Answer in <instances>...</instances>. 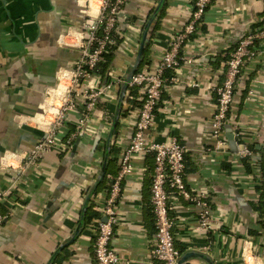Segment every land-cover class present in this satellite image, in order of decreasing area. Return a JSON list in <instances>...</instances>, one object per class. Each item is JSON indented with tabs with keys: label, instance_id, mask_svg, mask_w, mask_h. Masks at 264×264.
I'll return each instance as SVG.
<instances>
[{
	"label": "crops",
	"instance_id": "obj_1",
	"mask_svg": "<svg viewBox=\"0 0 264 264\" xmlns=\"http://www.w3.org/2000/svg\"><path fill=\"white\" fill-rule=\"evenodd\" d=\"M193 2L124 0L117 18L122 41L109 77L96 76L99 86L118 77L123 82L104 91L73 137L81 112L77 100V108L65 112L52 149L36 165L22 166L24 153L51 126L101 0H91L92 14L90 0H0V193H6L0 204V264H95V225L108 197L109 175L116 174L138 117L141 92L131 102L123 83L133 67L136 72L156 64L169 39L187 23ZM261 28L264 0H213L180 49L190 62H183L176 79L165 85L147 133L151 141L176 138L185 146V183L210 205L212 221L201 229L200 206L182 199L172 203L174 245L179 258L187 256L182 264H264L257 210L264 157V39L242 68L217 148L210 134L213 88L226 54L241 36ZM241 143L252 146L250 171L237 154ZM153 164L151 153L135 155L121 181L110 239L116 264H157L152 257ZM89 203L100 217L85 225Z\"/></svg>",
	"mask_w": 264,
	"mask_h": 264
},
{
	"label": "built area",
	"instance_id": "obj_2",
	"mask_svg": "<svg viewBox=\"0 0 264 264\" xmlns=\"http://www.w3.org/2000/svg\"><path fill=\"white\" fill-rule=\"evenodd\" d=\"M213 0H194L183 28L172 36L159 60L151 69H145L134 74L127 81V86L135 87L142 93L138 117L130 137L129 143L119 157V167L115 175H109L110 188L108 197L101 210V219L96 221V232L93 243L95 264H116L118 255L110 246L113 224L116 222L115 203L121 194V181L132 169V159L135 155L152 153L154 164L152 168L150 204L154 215L155 242L152 257L157 264H177L179 251L174 245L172 233L173 218L170 214L172 203L178 199L200 206L198 213V228L207 229L212 221L209 202L204 194L192 192L184 180L185 173V146L172 138L169 142L149 140L147 133L154 125L157 106L161 100L164 87L174 81L175 70L183 62H190L180 54L182 45L190 35L194 34L202 21L206 8ZM124 0H101L95 22L88 25L86 38L81 44V56L73 71L69 86L63 92L60 103L53 117L51 126L43 139L39 140L28 152L24 153L22 166H34L45 150L52 149L56 144L58 131L65 123V112L77 108L80 104V117L76 123L74 134H78L87 123L91 109L104 91L123 82L120 77L108 79L102 86L94 73L96 64L100 61L101 52L110 40V32L117 30V18L122 10ZM102 27V36L97 37L99 27ZM264 39V28L254 30L241 36L234 47L226 54L225 67L222 77L215 82V111L210 127L211 137L215 139V147L223 141L224 126L229 120L233 103L234 91L241 78L243 66L251 60L257 52V42ZM95 45L92 47V45ZM86 66L87 68H83ZM171 75H167V73ZM126 81V80H125ZM124 81V82H125ZM196 86L197 84L194 83ZM249 94H252L250 91ZM78 102V101H77ZM71 137L68 139L70 143ZM252 149L248 144H239L237 154L240 158H250ZM263 201H264V171ZM6 193H0V204ZM105 218V220L103 219ZM3 215L0 212V224Z\"/></svg>",
	"mask_w": 264,
	"mask_h": 264
},
{
	"label": "trees",
	"instance_id": "obj_3",
	"mask_svg": "<svg viewBox=\"0 0 264 264\" xmlns=\"http://www.w3.org/2000/svg\"><path fill=\"white\" fill-rule=\"evenodd\" d=\"M153 11V10H152ZM163 14V9L160 10V13L158 15V17L160 18ZM102 27L100 26L96 35L97 37H101L102 36V32H101ZM110 40L109 42L105 45V49L101 52V56H100V61L96 64L95 66V70L94 73L99 76L101 79L103 78H108L109 77V71H110V66L111 63L113 61L114 58V52L117 49L118 45L121 43L122 39L119 37V32L117 30H112L110 32ZM95 45L93 44L92 47H94ZM234 47V46H233ZM147 52V48L144 49L143 51V57L145 56ZM83 68H87L86 66H83ZM140 70H137L136 72H138ZM167 75H171L169 72L167 73ZM137 88L135 87H129L127 86L126 91L128 93L127 98L129 99V101L134 102L136 100V98H138L137 95ZM140 97V101L138 103V107H140L141 105V98H142V93L139 95ZM139 109V108H138ZM250 147L252 148V146L250 145ZM254 148V147H253ZM152 154V153H151ZM263 154H264V150H263ZM153 156V154H152ZM243 163L244 166L246 167L247 170H251V166L248 162V160L246 158H243ZM259 169L261 172V176H262V172L264 171V157L261 158V161L259 162ZM260 186H259V190L261 191V200L259 201V204L257 206V210L259 211V224L261 226V228L264 230V201H263V195H262V189H263V179L261 178L260 180ZM92 203H89V205H87L86 209L84 210L83 213V223L86 225L88 223H91L92 221H95L97 218L100 217V214L93 210L92 208ZM252 234H258V232H252Z\"/></svg>",
	"mask_w": 264,
	"mask_h": 264
},
{
	"label": "water",
	"instance_id": "obj_4",
	"mask_svg": "<svg viewBox=\"0 0 264 264\" xmlns=\"http://www.w3.org/2000/svg\"><path fill=\"white\" fill-rule=\"evenodd\" d=\"M137 62H138V59H137ZM136 62V63H137ZM135 67H133V69H131V71L128 73V76L126 77V81L123 83V90L126 88L127 86V81L130 79V77L134 74L135 72ZM105 220V218H103ZM187 256H183L181 258L178 259V262L177 264H182V262L186 259Z\"/></svg>",
	"mask_w": 264,
	"mask_h": 264
},
{
	"label": "bare ground",
	"instance_id": "obj_5",
	"mask_svg": "<svg viewBox=\"0 0 264 264\" xmlns=\"http://www.w3.org/2000/svg\"><path fill=\"white\" fill-rule=\"evenodd\" d=\"M88 9H89L88 13H89V14H92V6H91V1H90V3H89V8H88Z\"/></svg>",
	"mask_w": 264,
	"mask_h": 264
},
{
	"label": "rangeland",
	"instance_id": "obj_6",
	"mask_svg": "<svg viewBox=\"0 0 264 264\" xmlns=\"http://www.w3.org/2000/svg\"><path fill=\"white\" fill-rule=\"evenodd\" d=\"M91 1V0H90Z\"/></svg>",
	"mask_w": 264,
	"mask_h": 264
}]
</instances>
